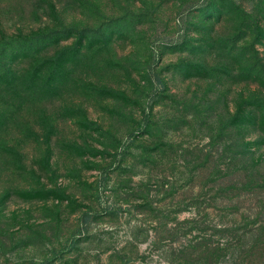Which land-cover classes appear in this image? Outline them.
Masks as SVG:
<instances>
[{"label": "rangeland", "instance_id": "374dc122", "mask_svg": "<svg viewBox=\"0 0 264 264\" xmlns=\"http://www.w3.org/2000/svg\"><path fill=\"white\" fill-rule=\"evenodd\" d=\"M0 264H264V0H0Z\"/></svg>", "mask_w": 264, "mask_h": 264}]
</instances>
